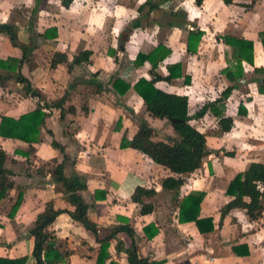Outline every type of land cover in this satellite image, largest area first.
I'll return each instance as SVG.
<instances>
[{"label":"crops","instance_id":"0c3cea01","mask_svg":"<svg viewBox=\"0 0 264 264\" xmlns=\"http://www.w3.org/2000/svg\"><path fill=\"white\" fill-rule=\"evenodd\" d=\"M146 1L0 0V24L14 25L20 44L33 41L34 46L28 61L16 70L29 79L31 91L27 93L14 74L0 82V122L2 116L19 118L37 108L47 113L39 141L30 144L0 136V149L8 154L4 167L13 172L10 177L15 184L0 201V257L26 256L28 262H35V238L30 229L48 201H54L56 208L66 206L60 184L44 163L66 159L65 173H77L86 181L87 187L80 194L89 205L88 214L97 224L98 233L74 220L68 212L60 214L51 231L59 252L69 254L61 264H96L103 242L108 246L106 264H129L127 249L133 245L138 257L151 264H264V226H256L260 221L249 220L241 208L231 210L223 218L221 215L231 180L253 161H264L261 147L251 153L264 144V93L258 89L259 83H264V73L255 71L264 69V0H233L231 4L203 0L201 5L196 0H165L159 10L142 18L141 27L132 28L131 23L147 13L148 7L138 10ZM163 17L169 18L162 20ZM172 22L179 28L169 27ZM196 27L204 31L200 49L214 38L215 42L209 44L218 50L212 60L203 61L202 71L199 65L192 71L185 64L188 58L198 56L186 51L188 30ZM226 34L254 41V64L245 63L246 76L227 100L234 105L242 87L249 88L248 114H238L236 103L228 113L234 118L231 131L210 135L217 138L216 144H209L206 131L198 127L207 135L208 154L202 166L186 175L180 189H164L162 181L168 170L144 153L122 146L124 138H133L142 119L156 130L155 140L176 137L173 124L166 118L152 116L135 92L133 85L141 77L152 76L151 63L138 64L136 57L159 43L171 48V55L160 62L156 71L166 74L168 64L182 62L192 81L186 85L183 79H175L156 85L168 92L188 95L190 110L195 112L192 97L195 105L209 100L196 94L200 83L197 75L200 71L203 77L214 75L232 58V49L222 38ZM85 49L92 51L90 62L69 69L75 55ZM22 55V49L0 31V59ZM64 55L68 60L60 62ZM54 59L59 60L56 65H52ZM7 73L8 69L0 68V78ZM118 77L131 84L123 95L113 87ZM219 77L226 87L231 84L224 76ZM62 97H66L63 106H56ZM83 104L89 107L88 113L82 109ZM69 106L73 108L69 110ZM207 117L211 116L193 121ZM255 135L262 142L254 146L250 141H256L252 138ZM138 186L155 190L143 198L154 206L149 213H142L141 204L132 199ZM200 192L205 193L200 217H213L214 231L210 233H201L193 221L179 220L181 201ZM19 197L21 205L14 211ZM125 224L131 226L132 235L126 231L114 233L117 226ZM239 244H244L238 249L240 254L233 251V246Z\"/></svg>","mask_w":264,"mask_h":264},{"label":"trees","instance_id":"16d2710c","mask_svg":"<svg viewBox=\"0 0 264 264\" xmlns=\"http://www.w3.org/2000/svg\"><path fill=\"white\" fill-rule=\"evenodd\" d=\"M159 3L147 0L140 5L138 10L144 11L148 7V11L144 16L139 17L131 23L132 28L141 27L142 18L149 17L152 11L160 9ZM227 4H231L233 0H224ZM201 5L203 0H196ZM69 2H66V6ZM185 26V25H184ZM0 31L6 33L12 43L22 49L21 58L9 57L7 60L0 59V68L8 69L7 74H1L0 82L3 83L10 75L14 74L16 81L23 84L26 92L31 91V83L20 70L16 72L17 67L28 61L29 54L34 49L33 41L30 44H20L18 40L17 28L8 23L0 24ZM128 36V35H127ZM204 31L199 27L189 29L186 38V51L190 54H198L203 42ZM226 45L232 49V58L228 59V65L221 69L220 75L224 76L231 82L221 94L211 100H208L200 106L195 112L190 110L189 96L174 92L165 91L157 87V82H172L175 79H183L185 84H190L192 76L189 72H185L182 62H175L167 65V73L162 74L156 71L160 62L164 61L171 55V48L163 43H159L154 49L148 53L139 52L136 57L138 64H144L149 61L152 65L151 78L141 77L134 85L135 92L142 97L147 110L154 117L166 118L171 123L176 120L174 129L176 137L170 140H155L156 130L145 119H142L137 132L132 139L126 138L122 141L123 147H132L148 157L157 164L162 165L168 170V174L163 178L162 186L164 189L178 190L186 182V175L196 171L202 166L204 157L208 154L207 135L193 124L194 119H200L207 115H211L216 120L215 133L229 132L234 126V118L227 113V100L231 97L234 89L243 82L246 76L245 63L254 64L255 49L254 41L244 37L226 34L223 37ZM126 41V39H125ZM261 42L264 47V35L261 36ZM92 51L89 49L82 50L75 55L73 61L69 63V69L76 64L89 63ZM66 55L61 57L60 62L67 61ZM59 60H53L52 65H56ZM256 72L264 73V69L256 68ZM99 86V85H98ZM113 87L119 94H125L131 84L121 78H116ZM259 92L264 93V83H259ZM247 95V94H246ZM245 94L242 95L238 103V114H248L246 104L251 98ZM66 97H62L55 105L62 107ZM69 110L73 106L68 107ZM82 109L88 113L89 107L83 104ZM65 109L62 108L61 117H64ZM47 113L42 108L22 114L19 118L11 116H2L0 122V136L4 138L19 139L32 144L39 141L38 134L41 126L45 123ZM53 145L60 147L57 142ZM8 154L5 150L0 149V201L7 195L9 189L14 187V181L11 179L13 172L5 169V162ZM65 160L62 162H45L44 166L49 167V172L53 173L55 180L60 184L64 194L66 206L56 208L54 201H48L45 209L41 212L34 226L30 229L31 235L35 238V246L33 255L35 262H28L26 256L20 258L0 257V264H61L66 262L68 252L60 253L59 247L56 245V236L51 231L53 223L57 217L68 212L74 220L81 222L86 228L98 233V226L93 222L88 214L89 205L84 201L80 192L86 189V181L77 173L68 176L65 173ZM46 172V170H45ZM154 189H148L138 186L132 195V199L141 204V212L149 213L154 206L144 201L145 196L154 194ZM226 195L227 203L221 208L222 218L231 210L241 208L245 211L249 220L260 221L264 215V161H253L245 171H241L229 183ZM205 193H192L187 195L180 204L179 220L181 222L193 221L196 223L201 233H210L214 231L213 217L201 216V203ZM22 198L19 197L14 205L16 211L21 205ZM72 207V209H71ZM207 226V229H205ZM120 231H126L130 235L133 230L129 224L117 226L115 234ZM244 244L233 246V251L240 254V247ZM107 244L103 242L101 252L96 264H106V258L109 256ZM129 253V264H151L149 260L139 258L137 247L132 246L127 249Z\"/></svg>","mask_w":264,"mask_h":264},{"label":"rangeland","instance_id":"374dc122","mask_svg":"<svg viewBox=\"0 0 264 264\" xmlns=\"http://www.w3.org/2000/svg\"><path fill=\"white\" fill-rule=\"evenodd\" d=\"M166 18H169V17H163V19L162 18L161 19L162 20H166ZM169 27L179 28V24L177 25L175 22H172L171 24H169ZM184 34L185 33H183V35ZM210 42L211 43L215 42V39L212 38ZM210 42L208 40L206 42H204L203 47L200 49V50H202V52L198 53V56H195L193 58L192 57L188 58L185 61L186 68H189L190 70H192V67H194L196 69L197 65H199V67H200V69L202 71L203 70L202 63H204L203 61L207 62L209 60H212V57L217 56L218 50L216 51V47L214 45L210 46V44H209ZM260 48H262L261 44H260ZM220 53L223 54L222 50L220 51ZM227 54L228 53H226V55ZM199 61L201 63H199ZM206 64L207 63H205V65ZM201 71H200L201 74L197 75V78H196L198 80V82H200L199 85H198V88H195V90H197L196 94L201 96V97H205L206 100H208V99L211 100V99H214V98L218 97V95L221 94L220 92H222L225 89V87H226V85L221 83V81L219 80V78H220L219 77V72L214 73V75H212V73H211L210 75H205V77H203ZM202 80H203V85H201L202 84L201 83ZM192 91H194V90H192ZM248 91H249V88L243 86L241 91H240L241 93L240 92L237 93L236 94L237 96H236L235 100H233V101H235L238 104L239 99H241L240 97H242L243 94L246 95V92H248ZM190 94H192V93H190ZM234 94L235 93H233V95ZM246 97H247V95H246ZM195 101L196 100H194V98L192 97V110L193 111L198 110L200 108V106L203 105L202 103L198 104V105H195V103H194ZM234 105L232 103H230V102H227V106H226L227 107V109H226L227 113H231L233 111V109H234L233 106ZM211 117L210 118L207 117L206 119H202V120H200L198 122L193 121V124L195 126L199 127V128H202V129L204 128V130L206 131V133L208 135L209 144H216L215 141H217V140H215V139H217V138H213V137L210 136V135H214V134L216 135V133H215L216 120H215L214 117H212V118ZM255 132H256V134H258L257 131H255ZM258 135L261 136L262 134L259 133ZM256 137H257L256 135H255V137H252V138H255L256 141H254V139H251V141L249 140L250 143L252 145H254V146H255V144H257V142H260V143L262 142V140H260V138H256ZM263 143H264V141H263ZM260 147H261L260 150H262V152H263L262 157L264 159V144L262 146H258L257 148L253 149V151L251 153H256L258 151V148H260ZM259 157L262 158L261 155H259V156L257 155V158H259ZM254 158H256V156H254ZM260 225L264 226V215H263L262 219L260 220V224H258L256 226H260Z\"/></svg>","mask_w":264,"mask_h":264},{"label":"water","instance_id":"95a60500","mask_svg":"<svg viewBox=\"0 0 264 264\" xmlns=\"http://www.w3.org/2000/svg\"><path fill=\"white\" fill-rule=\"evenodd\" d=\"M175 122H176V120H173V121H172L173 126L175 125Z\"/></svg>","mask_w":264,"mask_h":264}]
</instances>
